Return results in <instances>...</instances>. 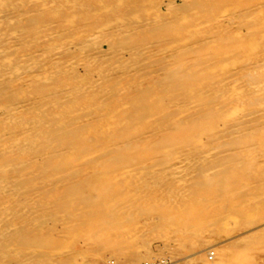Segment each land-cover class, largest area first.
<instances>
[{"label":"rangeland","instance_id":"rangeland-1","mask_svg":"<svg viewBox=\"0 0 264 264\" xmlns=\"http://www.w3.org/2000/svg\"><path fill=\"white\" fill-rule=\"evenodd\" d=\"M263 1L0 4V264H264Z\"/></svg>","mask_w":264,"mask_h":264},{"label":"bare ground","instance_id":"bare-ground-1","mask_svg":"<svg viewBox=\"0 0 264 264\" xmlns=\"http://www.w3.org/2000/svg\"><path fill=\"white\" fill-rule=\"evenodd\" d=\"M4 1H5V0H0V4L2 5V3H4ZM28 1H29V0H28ZM22 2H25V3H26L27 1H22ZM97 2H98V1H97ZM100 2H101V1H100ZM263 2H264V1H263ZM43 3H45V1H44V2L42 1V2H41L42 5H43ZM50 3L52 4L53 1H52V2L50 1ZM4 4H6V3H4ZM1 5H0V6H1ZM42 5H41V6H42ZM45 6H46V5H45ZM43 7H44V5H43ZM43 7H42V8H43ZM54 7H55V6H54ZM1 8H2V7H1ZM1 8H0V13H1ZM14 8H15V7H14ZM107 8H108V7H107ZM6 10H7V9H6ZM6 10H5V11H6ZM2 11H3V10H2ZM15 13L17 14V12H15ZM223 15H224V14H223ZM223 15H222V16H223ZM3 17H5V16H3ZM248 17H249V16H248ZM72 18H73V17H72ZM183 19H184V18H183ZM8 22H9V20H8ZM79 24H80V23H79ZM204 24H205V23H204ZM80 25H81V24H80ZM40 26H41V25H40ZM126 28H127V27H126ZM66 29H67V28H66ZM19 30H22V29H19ZM95 30H97V29L95 28ZM95 30H94V31H95ZM103 30H105V29H103ZM7 31H8V30H7ZM91 31H92V30H91ZM91 31H90V32H91ZM15 32H17V31H15ZM42 32H43V31H42ZM54 32H55V31H54ZM69 32H70V31H69ZM90 32H88V34H89ZM96 32H97V31H96ZM259 32H260V31H259ZM1 33H2V32H1ZM4 33H6V32H4ZM52 33H53V32H52ZM52 33H51V34H52ZM76 33H78V32H76ZM123 33H124V32H123ZM10 34H11V33H10ZM80 34H81V33H80ZM82 34H83V33H82ZM113 34H114V33H113ZM1 35H2V34H1ZM1 35H0V37H1ZM12 35H14V34H12ZM94 35H95V34H94ZM123 35H124V34H123ZM15 36H16V35H15ZM77 36H78V35H77ZM77 36H76L75 38H77ZM79 36H80V35H79ZM92 36H93V34H92ZM92 36H89V37H92ZM5 37H8V32L6 33ZM10 37H11V36H10ZM16 37H17V36H16ZM87 39H88V38H87ZM87 39H86V40H87ZM89 39H92V38H89ZM89 39H88V40H89ZM0 40H1V39H0ZM32 40H33V39H32ZM37 41H38V40H37ZM82 41H85V40H82ZM6 42H7V40H6ZM70 43H71V42H69L68 44H70ZM80 43H82V45L84 44V42H80ZM2 44H3V43H2ZM9 44H10V43H9ZM76 44H77V43H76ZM85 44H86V43H85ZM13 45H14V44H13ZM66 45H67V44H66ZM70 45H72V43H71ZM77 45H78V44H77ZM6 46H7V45H6ZM74 46H75V45H74ZM7 47H8V46H7ZM47 47H48V46H47ZM61 47H62V46H61ZM78 47H79V46H78ZM58 48H60V47H58ZM2 49H3V48H2L1 45H0V57H1V54H2ZM5 49H7V48H5ZM51 49L54 50L55 48H54V49L51 48ZM56 49H57V48H56ZM52 50H51V51H52ZM37 51H38V50H37ZM79 51H80V49H79ZM31 52H32V51H31ZM31 52H30V53H31ZM33 52H34V51H33ZM39 52H40V51H39ZM46 52H47V51H46ZM28 53H29V52H28ZM41 53H42V52H41ZM57 53H58V52H57ZM23 54H24V53H23ZM42 54H44V52H43ZM78 54H80V53H78ZM108 54H109V53H108ZM27 55H28V54H27ZM53 55H54V54H53ZM10 56H11V54H10ZM28 57H29V56H28ZM30 57H31V56H30ZM48 57H49V56H48ZM74 57H75V56H74ZM78 57H79V56H78ZM31 58H32V57H31ZM31 58H28L29 61L31 60ZM39 58H40V57H39ZM44 58H45V57H44ZM46 58H47V57H46ZM15 59H16V58H15ZM32 59H33V58H32ZM8 60H9V57H8V56H4V55L2 54V57L0 58V61H2L1 63H2L3 66H6V70H4V72L0 69V75H2V76H3V75L10 76L11 73L14 72L15 69H16V68H14L12 65H11V67H10V65H9V63H8ZM12 60H13V58H12ZM12 60H11V61H12ZM51 60H52V59H51ZM56 60H57V59H56ZM78 60H81V57H80V59H78ZM78 60H77V61H78ZM77 61H75V62H77ZM81 61H82V60H81ZM19 63H20V62H19ZM21 63H22V62H21ZM24 63H26V62H24ZM35 63H36V62H35ZM66 63H67V61H66ZM17 64H18V63H17ZM17 64H16V66H17ZM28 64H29V63H28ZM68 64H69V63H68ZM73 64H74V63H73ZM24 65H25V64H24ZM54 65H56V63H55ZM0 66H1V65H0ZM43 66H45V65H43ZM56 66H57V65H56ZM64 66H65V65H64ZM69 66H70V65H69ZM1 67H2V66H1ZM20 67H21V66H20ZM62 67H63V66H62ZM66 67H67V65H66ZM66 67H65V68H66ZM72 67H73V66H72ZM58 68H59V66H58ZM63 68H64V67H63ZM63 68H62V70H65V68H64V69H63ZM230 68H231V67H230ZM19 69H20V68H19ZM19 69H18V70H19ZM24 69H25V68H24ZM24 69L22 70V68H21L20 70H22V72H23ZM30 69H31V68H30ZM47 69H48V68H47ZM59 69H60V68H59ZM66 69H67V68H66ZM18 70H17V71H18ZM28 70H29V69H28ZM45 70H46V69H45ZM45 70H44V71H45ZM48 70H50V69H48ZM17 71H15L16 73H15V72H14V73H15V74H18ZM25 71H26V70H25ZM36 71H37V70H36ZM36 71H35V72H36ZM60 71H61V70H60ZM22 72H21V73H22ZM26 72H27V71H26ZM41 72H42V71H41ZM45 72H46V71H45ZM45 72H44V73H45ZM54 72H55V71H54ZM21 73H20V74H21ZM30 73H32V71H31ZM15 74H13V75H15ZM27 74H28V73H27ZM50 74H51V73H50ZM62 75H63V74H62ZM18 77H21V78H22V76H20V75H18ZM29 77H30V76H29ZM98 77H99V75H98ZM35 78H36V76H35ZM38 78H39V77H38ZM102 78H103V77H102ZM16 80H17V79H16ZM16 80H15V81H16ZM236 80H237V79H236ZM17 81H19V79H18ZM23 81H24V80H23ZM27 82H29V81H27ZM235 82H236V81H235ZM18 83H19V82H18ZM20 83H21V82H20ZM22 83H23V82H22ZM97 83H98V82H97ZM259 83H260V82H259ZM10 84H11V83H10ZM246 84H247V83H246ZM14 85H16V84H14ZM258 85H259V84H258ZM92 87H93V86H92ZM248 87H249V86H248ZM240 88H241V87H240ZM261 88H262V86H261ZM236 90H237V89H236ZM67 91H68V90H67ZM69 91H70V90H69ZM82 91H83V90H82ZM234 95H236V94H234ZM57 96H58V94H57ZM39 97H40V96H39ZM58 97H59V96H58ZM49 99H50V98H49ZM56 99H57V97H56ZM51 100H52V99H51ZM51 100H49V101H51ZM13 101H14V100H13ZM38 101H40V100H38ZM46 101H47V100H46ZM55 101H56V100H55ZM18 103H19V101H18ZM21 103H22V101H21ZM32 103H34V101H33ZM32 103H30V104H32ZM54 103H56V102H54ZM54 103H53V105H54ZM6 104H7V103H6ZM40 104H42V103H40ZM45 104H46V103H45ZM50 104H51V103H50ZM59 104H60V103H59ZM175 104H176V103H175ZM17 106H18V105H15V104H14V105H13V104H9V105H7L5 108H3V109H4V112L7 113V115L10 114V116H11V112H10V111H12V109L15 110L16 108H18ZM22 106H23V105H22ZM22 106H20V108H21ZM44 106H45V105H44ZM30 107H32V106H30ZM41 107H42V106H41ZM262 108H263V107H262ZM0 109H1V108H0ZM21 109H22V108H21ZM29 109H30V108H29ZM75 109H76V108H75ZM16 110H20V109H16ZM26 110H28V108H27ZM33 110H35V112L37 111L36 109H33ZM2 111H3V110H2ZM2 111H1V113L4 114ZM28 111H29V110H28ZM30 111H31V110H30ZM9 112H10V113H9ZM17 112H18V111H16V113H17ZM26 112H27V111H26ZM2 114H1V115H2ZM12 114H13V112H12ZM76 115H77V114H76ZM14 116H15V114H14ZM16 116H18V115H16ZM16 116H15V117H16ZM18 117H19V116H18ZM20 117H21V116H20ZM73 117H74V116H73ZM22 118H23V117H22ZM6 119H7V118H6ZM11 119H12V118H10V120H11ZM18 119H19V118H18ZM54 119H55V118H54ZM7 120H8V119H7ZM19 120H20V119H19ZM73 120H74V119H73ZM79 120H80V119H79ZM12 121H13V120H12ZM72 124H73V123H72ZM2 125H3V124H2ZM7 125H8V124H7ZM28 127H29V126H28ZM218 127H219V126H218ZM25 128H26V127H25ZM22 129H23V128H22ZM20 130H21V129H20ZM31 130H33V129H31ZM17 131H19V130H17ZM59 131H60V130H59ZM62 132H63V131H62ZM24 133H25V132H24ZM39 133H40V132H39ZM6 134L8 135V132H7ZM20 134H21V133H20ZM22 134H23V133H22ZM2 135H3V134H2ZM4 135H5V134H4ZM27 135H29V133L26 134V136H27ZM17 136H18V134H17ZM17 136H16V137H17ZM30 136H31V135H30ZM33 136H34V135H33ZM196 136H197V135H196ZM36 137H38V136H36ZM26 138H27V137H26ZM26 138H25V141H26ZM43 138H44V137H43ZM15 139H16V138H15ZM199 139H200V138H199ZM197 140H198V139H197ZM12 141H13V140H12ZM19 141H21V140H19ZM15 142H16V140H15ZM15 142H14V143H15ZM15 145H16V144H15ZM15 145H14V147L16 148V146H18V145H16V146H15ZM31 145H32V144H31ZM9 146H10V145H9ZM12 146H13V145H12ZM5 147H6V146H5ZM10 147H11V146H10ZM10 147H9V148H10ZM6 148H8V146H7ZM22 148H23V147H22ZM9 150H10V149H9ZM20 150H21V149H19V152H21ZM0 151H2V150H0ZM186 152H187V151H186ZM94 153H95V152H94ZM44 154H45V153H44ZM165 155H166V154H165ZM181 155H182V154H181ZM162 157H163V156H162ZM173 157H176V158H175V161H172L173 164H174V163H176V164L178 163V164L180 165V163H187V162H188V159L186 158L187 156H173ZM171 158H172V157H171ZM192 159H193V158H192ZM192 159H191V160H192ZM25 160H26V159H25ZM172 160H173V159H172ZM165 161H166V160H165ZM121 162H122V161H121ZM121 162H120V163H121ZM7 163H8V162H7ZM110 163H111V162H110ZM122 163H123V162H122ZM188 163H189V162H188ZM5 164H6V163H5ZM9 164H10V163H9ZM13 164H16V163H13ZM17 164H18V162H17ZM22 164H23V163H22ZM178 164H177L176 166H173V168H174V167H175V168H176V167H179ZM192 164H193V163H192ZM166 166H167V165H166ZM171 166H172V165H171ZM182 166H183V165H182ZM182 166H181V167H182ZM184 166H185V164H184ZM184 166H183V167H184ZM4 168H5V167H4ZM177 169H178V168H177ZM179 169H181V168H179ZM0 170H1V169H0ZM181 171H182V170H181ZM177 172H179V171H177ZM177 172H173V173L176 174ZM3 174H4V173H3ZM0 183L2 184L1 181H0ZM6 185H7V184H6ZM3 187L5 188L4 185H3ZM3 187H1V188L4 189ZM1 188H0V190H2ZM2 192H3V190H2ZM10 196H11V195H10ZM2 204H3V203H2ZM203 249H204V248H203ZM192 257H193V255H191L189 258H192ZM212 258H213V257H212ZM212 258H211V259H212ZM212 260H213V259H212ZM226 261H227V254L224 253V252H222V253L219 254V256H218L217 258H215L213 261H207V259H203V261L201 262V264H225ZM198 264H199V263H198Z\"/></svg>","mask_w":264,"mask_h":264},{"label":"built area","instance_id":"built-area-1","mask_svg":"<svg viewBox=\"0 0 264 264\" xmlns=\"http://www.w3.org/2000/svg\"><path fill=\"white\" fill-rule=\"evenodd\" d=\"M214 256L212 249H207L205 251L206 259H211ZM108 263H112L111 259L107 260ZM137 264H176L172 259L166 256H151L141 259ZM183 264H192V262L183 263Z\"/></svg>","mask_w":264,"mask_h":264}]
</instances>
